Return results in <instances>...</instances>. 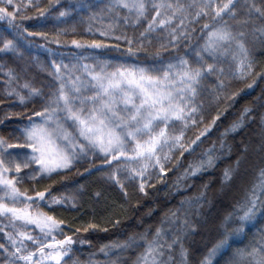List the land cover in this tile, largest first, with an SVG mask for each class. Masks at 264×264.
<instances>
[{"label": "snow or ice", "instance_id": "6c2138e0", "mask_svg": "<svg viewBox=\"0 0 264 264\" xmlns=\"http://www.w3.org/2000/svg\"><path fill=\"white\" fill-rule=\"evenodd\" d=\"M85 13L84 32L90 35L71 39L75 51L46 47L66 46L64 38L78 34ZM31 20L38 23L25 24ZM49 20L55 21L54 33L44 30ZM0 22L7 25L0 29V53L36 60L29 38H41L45 43L38 48L50 64L41 62L40 68L53 82L45 94L28 81L20 84L15 69L3 71L0 65L5 77L0 105L14 104L12 97L24 107L37 97L42 101L18 132L0 134V264H81L75 245L91 240L80 234L109 230L94 218L73 223L56 215L62 209L78 210V203L75 197L53 195L51 184L41 189L44 181L63 179L73 169L83 175L79 168L87 165L84 172L103 174L131 201L137 193L147 197L150 188L183 168L174 186L187 193L192 178L215 170L232 155L228 139L256 118L255 107L244 106L217 140L195 156L219 130L224 113L249 94L245 89L264 81L255 56L257 44L264 55V0L260 5L256 0H70L68 7L61 0L46 5L42 0H0ZM111 51L118 55L109 58ZM141 54L153 62L138 63ZM0 111V125L23 115L10 107ZM260 122L264 127V114ZM241 157L223 169L221 191L233 182ZM208 189L204 184L198 194L167 209L154 231L149 226L125 241L102 245L99 252L108 259L92 254L88 264H122L120 256L138 249L133 264H192L185 241L196 231L191 217L201 215ZM109 222L115 226L120 219ZM238 242L244 246L235 247L226 264H264V166L223 215L198 264H219L217 257ZM114 250L117 259L111 258Z\"/></svg>", "mask_w": 264, "mask_h": 264}, {"label": "trees", "instance_id": "16d2710c", "mask_svg": "<svg viewBox=\"0 0 264 264\" xmlns=\"http://www.w3.org/2000/svg\"><path fill=\"white\" fill-rule=\"evenodd\" d=\"M86 3H91L93 0H85ZM42 3L46 5L48 0H42ZM63 6L68 7L70 0H61ZM74 3V0H73ZM257 5L262 3V0H256ZM31 11V10H30ZM58 9H53V14H56ZM87 15L85 13L83 16V23L78 24V34H69L66 39L68 44L66 46L57 48L55 44H48L46 47H51L55 51L70 52L75 51L71 46V39L73 38H87L90 34L85 33L84 29L87 24ZM76 21H81L82 17L73 14ZM73 22V18H69V24ZM38 22L36 20L25 21V24L31 26ZM55 21L49 20L46 24L45 31L54 33L55 29L53 27ZM49 24V25H48ZM7 25L0 22V29H6ZM128 35L132 36L133 31L131 28L127 29ZM117 34L120 31L117 30ZM138 31L136 35L138 36ZM29 39L34 41L32 51L33 55L37 57L36 61L39 63H48V54L41 50L36 51L38 45L45 43L39 37H30ZM114 42V41H113ZM121 43V51L126 48V44L123 41ZM182 52H180L181 54ZM106 55L111 58L118 55L117 52L111 51L107 52ZM142 60L137 61L138 63H152L151 57L146 54H141ZM167 55V54H165ZM255 56L257 61L258 69H264V55L260 54V48L257 44L255 47ZM29 62H32L31 56L27 58ZM192 59H195L194 54ZM26 63L25 61H23ZM65 62H67V57H65ZM21 60H9L6 56L0 53V65H3V71H7L9 68L15 69L19 75V83L23 84L28 81L32 86L42 89L45 94L48 93L50 85L53 83L51 77L42 80L38 79V74L35 70L29 73L22 74L17 71L19 69ZM26 70V69H25ZM5 79L3 72H0V81ZM209 80H214V77H209ZM243 87V86H242ZM3 88V84L0 83V89ZM22 93H26V90L20 89ZM247 95H243L238 98V103L233 107L229 108L226 113L222 116L223 124H221L219 130H213L209 139L205 141L200 148L197 149L195 156H198L206 147L211 145L217 140L220 132L224 130L231 121L238 116L240 110L244 106H253L256 109V118L250 121L248 125L241 130L239 133L234 134V138L230 137L227 141L228 145L232 147V155L228 157L225 156L224 159L219 161L218 167L208 173L201 176L192 178L193 187L187 193L180 191L178 192L174 186L176 176L180 175L183 168L177 169L175 173H169L165 178L166 183H157L155 188H150L147 197L140 196L138 193L134 194L131 201H126L120 189L116 187L112 182H109L106 177L96 171L92 174L84 172V168L87 165L81 166L79 172L83 175L78 174L76 169H73L65 178L56 177L54 180H46L41 185L40 188L43 189L47 185H52V194L56 196H69L75 197L78 203L77 209H62L56 212V215L62 216L64 219L78 223L79 221H89L95 219V221L101 226H107L108 231H95L89 234L81 233V236H87L91 240L90 245H79L76 244L75 248L78 249L76 257L80 259L81 264H88L90 255L96 254V259L103 261L108 258L104 257L99 249L102 245L108 244L109 242H122L127 240L130 236L136 235L139 232H143L149 226L152 230L158 225L160 219L163 217L164 212L169 208H174L177 206L182 198L185 196H193L198 194L204 184H209V189L207 193V200L202 209H200L201 215L192 216L191 220L196 229L192 232L189 238L185 241L186 247L190 250V256L192 264H198L200 255L205 251L206 243L215 235L216 227L222 219L223 215L229 210L232 205L241 198L245 188L249 187L252 183L253 178L258 172V169L264 166V127L261 126L260 116L264 114V108H260L259 104L264 103V81H258L253 89H245ZM2 98V97H0ZM258 98H260L258 100ZM15 103L12 105L2 104L0 109L12 108L16 112H21L23 115L20 118H13L7 120L5 124L0 125V134L8 136L10 132H18V129L23 124L27 123L26 116L31 114L34 109L40 107L42 101L37 97L35 102L29 101L27 107L19 105L15 97L10 98ZM214 114V112H213ZM3 115V111H0V116ZM219 123V122H218ZM191 135V133L189 134ZM218 146V145H217ZM247 146V152H244V147ZM241 153H243L241 157ZM193 157H188V159H194ZM241 157V165L235 178L230 186H227L221 191L220 177L224 168L229 165L234 164L235 160ZM183 167H187V160L184 161ZM31 185V181L27 182ZM129 192L132 193V189L129 188ZM99 193V195H97ZM151 213V215L149 214ZM75 218V219H74ZM115 218L120 219L118 225H113L110 220ZM255 229H253V232ZM38 234V233H37ZM251 235V234H250ZM2 242V241H0ZM244 243H247L245 240ZM243 247V243H237L233 250L229 251L227 254L217 257L219 264H226V261L234 251L235 247ZM142 249L136 251H130L124 253L119 257L122 264H133L137 254ZM112 259H117V250H114L111 255Z\"/></svg>", "mask_w": 264, "mask_h": 264}, {"label": "rangeland", "instance_id": "374dc122", "mask_svg": "<svg viewBox=\"0 0 264 264\" xmlns=\"http://www.w3.org/2000/svg\"><path fill=\"white\" fill-rule=\"evenodd\" d=\"M49 25V24H48ZM27 46H25L26 48ZM32 51H35L34 48H32ZM36 51H41L38 47H36ZM184 51L185 49L183 47L180 48V52L181 55L184 54ZM42 52V51H41ZM3 56H6L9 60H21L22 63L20 64V68L18 69L17 68V71L19 73H22V74H26V73H29L30 71H33L35 70V72L38 74L40 71H41V68H40V63L36 60H33L32 62H29V60L27 59L28 58V55L25 54L23 57H15L13 54L11 53H1ZM23 61H25L26 63H24ZM26 69V70H25ZM38 79L37 80H44L45 78H48V74L47 72L45 71H41L39 74H38ZM243 85H240V87H242ZM0 236H2V234H0Z\"/></svg>", "mask_w": 264, "mask_h": 264}]
</instances>
